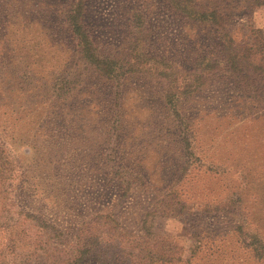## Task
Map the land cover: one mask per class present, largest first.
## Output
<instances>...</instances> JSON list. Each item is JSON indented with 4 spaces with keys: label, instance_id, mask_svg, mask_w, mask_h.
<instances>
[{
    "label": "rangeland",
    "instance_id": "374dc122",
    "mask_svg": "<svg viewBox=\"0 0 264 264\" xmlns=\"http://www.w3.org/2000/svg\"><path fill=\"white\" fill-rule=\"evenodd\" d=\"M75 1L0 0V139L20 177L0 198V264H66L102 215L136 238L130 251L148 241L180 258L168 264H264V76L218 73L178 117L160 74L107 80L81 58L63 22ZM233 18L236 39L264 31V7ZM85 24L127 67L157 58L184 76L216 46L166 0H86Z\"/></svg>",
    "mask_w": 264,
    "mask_h": 264
},
{
    "label": "trees",
    "instance_id": "16d2710c",
    "mask_svg": "<svg viewBox=\"0 0 264 264\" xmlns=\"http://www.w3.org/2000/svg\"><path fill=\"white\" fill-rule=\"evenodd\" d=\"M169 8L192 22V25H202L214 31L217 42L209 56L204 55L201 60L200 72L189 71L184 76L179 75L173 66L157 58H147L140 64L129 63L128 67L121 61L112 57L100 55L98 48L89 32L86 24V0H76L67 13L63 22L67 25V30L77 42L81 58L92 66L102 77L107 80H121L131 73L142 70L152 71L154 74L166 80L165 102L167 107L178 117H181V101L205 87L212 76L221 73L232 74L241 73L249 68L250 71L258 75L256 78L264 76V31L253 30L249 39L239 40L228 30L227 21L241 18L253 8L264 7V0H166ZM54 6V3H49ZM225 21L224 27H216L218 21ZM217 28V29H216ZM145 57V56H144ZM154 61V63H153ZM151 68V69H149ZM163 68V71H162ZM219 73V74H218ZM264 79H261V81ZM17 178V168L8 150V145L0 139V198L7 199L6 196L15 190ZM27 180V179H26ZM29 188V187H28ZM162 215H166L163 209H160ZM167 210V209H166ZM157 210L148 213L143 219V229L146 238L152 235V229ZM171 215L172 214H168ZM101 219V220H99ZM105 220L103 222L102 220ZM111 218L102 215L91 222L84 223L76 234V247L65 259L66 264H86L92 258L97 259V264H162L174 263L179 261L175 254H167L166 251H155L150 246L142 249L136 245L137 254L130 251L131 244H136V238L130 239L126 231L112 227L116 233L110 232L106 226H112ZM36 227L35 225L33 226ZM30 230L26 233L29 236ZM25 234V233H24ZM41 235H44L41 233ZM130 243L124 245L125 239ZM138 244V243H137ZM253 245L259 256L264 255V243L257 237H253ZM156 245H154V248ZM43 253L47 254L45 249ZM41 249L33 250V253ZM49 256V255H46Z\"/></svg>",
    "mask_w": 264,
    "mask_h": 264
}]
</instances>
